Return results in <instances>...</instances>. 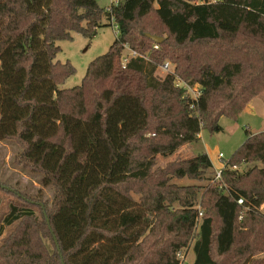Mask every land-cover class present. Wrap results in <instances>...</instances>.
<instances>
[{"label":"trees","instance_id":"1","mask_svg":"<svg viewBox=\"0 0 264 264\" xmlns=\"http://www.w3.org/2000/svg\"><path fill=\"white\" fill-rule=\"evenodd\" d=\"M105 17L96 0H0V141L54 190L49 207L0 186V264H183L192 245L194 264H264V172L234 170L264 164V131L220 180L207 154L156 169L264 94V0H120L116 41L61 89L76 69L58 43L94 39Z\"/></svg>","mask_w":264,"mask_h":264},{"label":"rangeland","instance_id":"2","mask_svg":"<svg viewBox=\"0 0 264 264\" xmlns=\"http://www.w3.org/2000/svg\"><path fill=\"white\" fill-rule=\"evenodd\" d=\"M96 1L101 8H108L112 3V0ZM97 32V36L92 40L84 38L81 34L74 32L72 33L73 40L58 43L62 51L58 54L56 61L62 63L69 61L76 69L75 75L66 80V82L60 86L61 89H71L80 86L87 73L89 64L96 58L106 54L116 41L117 34L114 25H112L111 21H108L106 17L103 18L101 27ZM165 36L166 35H164V37ZM128 52L129 51L126 50L125 54L128 55ZM166 63L173 69V64L171 62L166 61L165 64ZM157 75L164 76V70L158 67ZM188 94L192 98H196L198 96V88L191 87ZM251 105L252 107H250ZM219 125L221 128L219 132L212 133L208 129H202L200 140L197 143L183 146L173 156H159L156 169H163L168 163L176 160H186L193 156L207 154L212 161L216 174L221 173L225 169L226 163L230 161L235 152L245 143L247 139L246 131H250L253 134L264 131V94L254 100L252 104H249L236 119L226 116L222 117L219 121ZM19 152L20 147L16 142L0 141V186L7 187L11 190H17L30 197L41 195L43 202L48 203L49 207H51L54 198V190L45 188L41 185L42 176L40 173L33 172L16 164L15 157ZM254 168H258L264 172V164L260 162L244 164L234 170L241 174H245ZM174 182L180 185L199 184L203 187L207 184V182H197L190 179H174ZM213 184L215 185V183ZM135 197L138 199V196ZM0 198L2 200L12 199V196L0 192ZM232 206V204L228 206L227 203L225 207L223 205V209L226 211L229 210L230 212ZM201 211L204 212L203 210ZM36 212L39 215V212ZM262 212L264 213V205L262 207ZM9 231L10 229L5 235H7ZM228 234L229 232L225 233L222 237L223 248L229 239ZM192 246L190 249L180 252L179 258L182 260L183 264H194L195 253ZM214 257L216 260H219L217 253H215ZM256 258H264V254H259ZM231 263L232 261L230 258L224 260V264Z\"/></svg>","mask_w":264,"mask_h":264},{"label":"built area","instance_id":"3","mask_svg":"<svg viewBox=\"0 0 264 264\" xmlns=\"http://www.w3.org/2000/svg\"><path fill=\"white\" fill-rule=\"evenodd\" d=\"M217 1H220V0H217ZM120 4V0H112V3H111V6H109L107 9V12L111 15V23L112 25H114V28H115V32L116 34L118 35V32H119V28H118V25L116 23V20H115V17H114V8H116L118 5ZM129 52H128V55L126 54V56L124 57L123 59V62L124 64L132 57H138V54L134 51H131L129 49H127ZM162 70H164L165 72V75L166 74H170V73H173V69L170 68L169 64H165L161 67ZM177 86L179 87H182V88H185L187 90V92L189 93V90L191 89L190 86L186 85L185 83H182L181 81H177ZM221 176H222V172L221 173H218L216 175V180H220L221 179ZM238 205L239 206H243L244 204V201L243 199H239L237 201ZM200 217H202V213L199 214Z\"/></svg>","mask_w":264,"mask_h":264},{"label":"water","instance_id":"4","mask_svg":"<svg viewBox=\"0 0 264 264\" xmlns=\"http://www.w3.org/2000/svg\"><path fill=\"white\" fill-rule=\"evenodd\" d=\"M155 43H158V44H160V43H162L163 42V38H161V37H156V36H150V35H148Z\"/></svg>","mask_w":264,"mask_h":264},{"label":"crops","instance_id":"5","mask_svg":"<svg viewBox=\"0 0 264 264\" xmlns=\"http://www.w3.org/2000/svg\"><path fill=\"white\" fill-rule=\"evenodd\" d=\"M256 99H257V98H256ZM256 99H255V100H256ZM253 101H254V100H253ZM253 101H252V102H253ZM252 102H251L250 104H252ZM250 107H252V105H251Z\"/></svg>","mask_w":264,"mask_h":264}]
</instances>
